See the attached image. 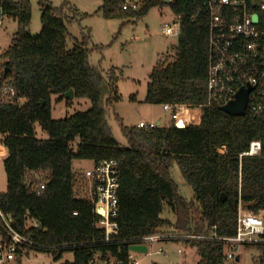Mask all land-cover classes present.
Masks as SVG:
<instances>
[{
	"label": "trees",
	"instance_id": "1",
	"mask_svg": "<svg viewBox=\"0 0 264 264\" xmlns=\"http://www.w3.org/2000/svg\"><path fill=\"white\" fill-rule=\"evenodd\" d=\"M201 1L143 0L138 11H130L121 10L122 0H102L99 10L106 19H138L157 4L180 17L174 51L152 67L143 102L189 106L206 102L208 19L205 14L194 16ZM38 6L41 28L31 35L26 30L29 0H0L1 14L11 15L17 22L9 46L0 54L4 59L0 76L10 79L23 98L19 105H0L1 142L7 149L0 208L12 215L16 229L30 237L35 250L48 253L57 247L54 259L71 252L68 264H85L96 251L125 259L128 243L163 227L200 232L215 225L218 234L231 236L238 205L264 218V114L237 117L213 104L202 106L199 124L183 128L174 123L152 128L126 126L117 117L127 143L120 146L105 119L98 85L101 77L88 63L86 40L72 49L66 47L69 17L64 10L73 13L76 9L66 1L55 7L48 0H39ZM108 74L110 93L105 107L118 98L112 70ZM69 89L73 97L88 99L89 108L52 119L51 95L60 99ZM34 122L48 138L34 136ZM76 140L73 151L71 144ZM254 140L260 142L259 153L244 155ZM74 159H113L117 163L118 231L113 243L105 244L102 233L93 226L92 203L75 196ZM173 160L194 193V203L177 194L168 172ZM37 173L45 175L39 193L34 188L40 182L25 180L27 174ZM166 206L175 215L172 223L160 217ZM185 245L198 256L196 264L225 263V248L220 243ZM254 247L260 251L256 264H262L264 244Z\"/></svg>",
	"mask_w": 264,
	"mask_h": 264
},
{
	"label": "built area",
	"instance_id": "2",
	"mask_svg": "<svg viewBox=\"0 0 264 264\" xmlns=\"http://www.w3.org/2000/svg\"><path fill=\"white\" fill-rule=\"evenodd\" d=\"M156 1L172 2V0ZM142 2L143 0H122L120 8L138 11ZM198 14H205L208 19L206 102L199 106L165 103L162 104L163 110L169 114L172 122L183 120L186 126L194 124L186 119L189 115L188 108L196 107L200 112L197 115L198 123L195 124H199L202 106L209 107L213 104L222 106L233 101L240 89H249L245 115L250 117L263 115L264 0H202L194 16ZM1 15L0 11V17ZM179 27L180 17L173 15L171 25H163L161 33L166 37L178 35ZM22 102L23 98L17 95L12 81L0 76V105H19ZM137 126L152 128L156 124L139 123ZM260 148L258 140L251 141L243 154L256 155ZM78 179L81 181L75 184V196L85 198L92 203L96 215L93 226L102 233L105 244L113 243L118 231L116 161L113 159L91 161V167L80 173ZM43 188L44 183H40L34 191L39 193ZM160 241L177 242L180 247L176 252L181 255L185 250L181 245L185 243H220L225 248L226 261L233 259V253L245 247L264 244V218L261 213L254 214L238 205L234 233L231 236L218 234L215 225L205 226L200 232L181 231L175 228H169L167 231L157 230L128 243L125 259L108 251H96L90 255L85 264H139L140 261L132 256V253L150 256L152 244ZM130 245H144L146 250L133 251L129 249ZM29 252L39 251L35 250L30 237L16 229L12 215L0 208V264H21L22 259ZM157 252L164 253L162 250ZM48 253L54 256L58 253V248L54 247ZM261 254L264 258V249ZM68 263L70 262L64 264Z\"/></svg>",
	"mask_w": 264,
	"mask_h": 264
},
{
	"label": "rangeland",
	"instance_id": "3",
	"mask_svg": "<svg viewBox=\"0 0 264 264\" xmlns=\"http://www.w3.org/2000/svg\"><path fill=\"white\" fill-rule=\"evenodd\" d=\"M16 1V0H14ZM39 0H29L31 9L30 21L26 30L31 35L39 33L40 9ZM64 1L71 4L76 12L64 10L69 17L65 23L67 29L66 47L72 49L76 43L86 40V47L90 50L88 56L89 65L100 75L98 85L101 93V104L106 109L105 119L110 128L111 134L120 146H126V140L122 136L119 119L123 125L131 126L139 123H159L168 126L172 122L169 114L163 110L161 104H148L143 102L148 75L158 59L170 58L177 43V35L163 36L161 29L163 25H171L173 15L167 6L155 5L141 18L122 19L103 18L100 12L102 0H48L55 7H59ZM0 24V54L10 44L11 38L17 30L16 19L8 14L1 15ZM4 59L0 58V67ZM112 70L115 77V93L117 100L112 105L105 107L106 98L109 96L108 71ZM51 118L63 119L77 111H84L89 108L90 102L86 98L72 97L71 99H58V95H51ZM187 121L198 123V108H188ZM201 114V113H200ZM194 119V120H193ZM34 136L38 139H46L47 134L38 122L33 123ZM0 133V192L6 187L5 174L2 162L7 156V149L1 142ZM77 140L71 144L72 150L76 149ZM91 167V161L86 159H74L72 171L74 173V187L80 183V173ZM171 180L176 185L177 194L188 202H195L194 193L190 186L184 181L179 167L175 160L171 162L168 169ZM43 173L27 174L25 180L34 179L42 183ZM77 181L75 182V180ZM162 219L175 220L174 213L166 206L160 213ZM33 224V221H28ZM170 227H163L167 231ZM184 254H178L177 242L160 241L152 244L151 255L143 253H132L139 264H196L198 256L185 244ZM162 250V252H157ZM260 251L254 246L245 247L233 253V259H228L224 264H256ZM238 257V260L235 258ZM70 252H64L58 259H54L50 253L29 252L22 259L21 264H64L71 262ZM264 264V261L263 263Z\"/></svg>",
	"mask_w": 264,
	"mask_h": 264
},
{
	"label": "water",
	"instance_id": "4",
	"mask_svg": "<svg viewBox=\"0 0 264 264\" xmlns=\"http://www.w3.org/2000/svg\"><path fill=\"white\" fill-rule=\"evenodd\" d=\"M248 91L249 89H240L237 92L235 99L222 105L221 109L229 115L243 117L245 115V109L247 105ZM63 97L66 99H71L73 97L72 90L69 89L67 92L63 93ZM158 125L159 121L156 122V126ZM174 125L178 128L185 127L183 124H180V121H177ZM129 249L137 252H145L146 250L144 245H130ZM235 260H238V257H236Z\"/></svg>",
	"mask_w": 264,
	"mask_h": 264
},
{
	"label": "bare ground",
	"instance_id": "5",
	"mask_svg": "<svg viewBox=\"0 0 264 264\" xmlns=\"http://www.w3.org/2000/svg\"><path fill=\"white\" fill-rule=\"evenodd\" d=\"M180 124H183V125H184V122H183V120H180Z\"/></svg>",
	"mask_w": 264,
	"mask_h": 264
}]
</instances>
